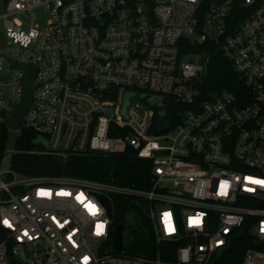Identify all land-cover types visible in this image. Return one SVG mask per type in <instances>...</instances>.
Wrapping results in <instances>:
<instances>
[{
    "label": "built area",
    "instance_id": "obj_1",
    "mask_svg": "<svg viewBox=\"0 0 264 264\" xmlns=\"http://www.w3.org/2000/svg\"><path fill=\"white\" fill-rule=\"evenodd\" d=\"M211 46L237 93L205 86ZM14 65L34 87L19 125ZM0 125V264H264V0H0ZM23 130L31 154H128L149 176L133 188L20 175ZM97 195L112 214L113 197L133 208L120 252ZM148 233L155 250L130 254Z\"/></svg>",
    "mask_w": 264,
    "mask_h": 264
},
{
    "label": "trees",
    "instance_id": "obj_2",
    "mask_svg": "<svg viewBox=\"0 0 264 264\" xmlns=\"http://www.w3.org/2000/svg\"><path fill=\"white\" fill-rule=\"evenodd\" d=\"M210 56V63L205 74V86L214 91L226 90L237 93L241 87V80L232 70L226 58L217 52L214 46L206 49ZM173 110V106H172ZM171 116V112H170ZM173 125L178 123L176 116ZM34 134L31 131L23 130L15 140L14 149L16 153L12 155L10 161L11 169L23 176L31 178H76L89 180L98 183H109L122 187L143 188L149 172L150 164L147 161L124 155H91L87 157L71 158L61 160L48 154L34 155L31 151L35 149ZM9 134L5 126L0 125V158L7 147ZM113 219L111 226L113 232L119 225L127 227L129 223V212H133L128 199L112 198ZM112 232V233H113ZM239 252L244 250L245 245L239 246ZM146 249L155 250L154 241L149 233L140 235L131 246L130 254L143 255ZM234 251L237 249H233ZM232 263V262H231Z\"/></svg>",
    "mask_w": 264,
    "mask_h": 264
},
{
    "label": "water",
    "instance_id": "obj_3",
    "mask_svg": "<svg viewBox=\"0 0 264 264\" xmlns=\"http://www.w3.org/2000/svg\"><path fill=\"white\" fill-rule=\"evenodd\" d=\"M17 69H22L23 74V83H24V89L22 93V100L21 103L15 107L11 119L12 121L19 125L22 121L23 116L27 112V110L30 107L31 99H32V92L34 90V87L31 86L32 78H31V72L28 66L26 65H14ZM162 103L164 104L165 111L169 109L170 106V100L165 98L162 100ZM163 117H165V113L162 114ZM40 145L39 142H35V147H38ZM97 198L100 200L104 208L106 207L107 216L110 220L113 218V214L111 211V206L109 200L103 196V195H97ZM137 224L139 225V222L137 221ZM124 226L119 225L116 229L115 233V249L117 251H122V234H123Z\"/></svg>",
    "mask_w": 264,
    "mask_h": 264
},
{
    "label": "rangeland",
    "instance_id": "obj_4",
    "mask_svg": "<svg viewBox=\"0 0 264 264\" xmlns=\"http://www.w3.org/2000/svg\"><path fill=\"white\" fill-rule=\"evenodd\" d=\"M39 17V24L42 25L47 20V14L41 13L39 11L36 12ZM128 232V231H127ZM127 234V233H126ZM126 236V235H125Z\"/></svg>",
    "mask_w": 264,
    "mask_h": 264
}]
</instances>
